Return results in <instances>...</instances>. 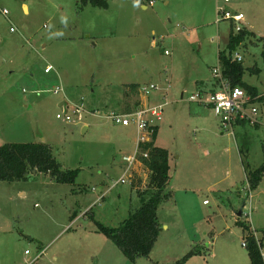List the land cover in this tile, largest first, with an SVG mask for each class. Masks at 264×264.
Here are the masks:
<instances>
[{
    "label": "rangeland",
    "instance_id": "1",
    "mask_svg": "<svg viewBox=\"0 0 264 264\" xmlns=\"http://www.w3.org/2000/svg\"><path fill=\"white\" fill-rule=\"evenodd\" d=\"M106 1L107 9L81 0H0L9 13H0V147L45 143L63 169L78 172L74 184L37 173L0 181V264L38 256L34 264H249L236 222L264 243V177L255 190L246 180V170L264 162V100L256 103L258 124L226 130L188 98L220 67L219 51L228 52L233 26L217 23L220 7L242 13L241 30L254 33L236 51L243 80L264 98V0ZM47 66L54 70L46 74ZM130 84L157 90L132 96ZM56 86L66 96L54 94ZM66 98L84 106L82 120L57 119ZM146 104L163 107V120L152 122L156 144L170 155L171 197L158 210L162 229L150 256L131 262L96 223L118 228L140 207L136 191L148 189L142 167L141 186L112 187L122 158L134 154L136 133L107 118Z\"/></svg>",
    "mask_w": 264,
    "mask_h": 264
},
{
    "label": "trees",
    "instance_id": "2",
    "mask_svg": "<svg viewBox=\"0 0 264 264\" xmlns=\"http://www.w3.org/2000/svg\"><path fill=\"white\" fill-rule=\"evenodd\" d=\"M81 3L94 8H108L106 0H81ZM253 35V32L246 29L240 30L236 35L232 31L227 47L228 52L220 50L218 60L223 77L228 79L233 86L243 88L254 100L262 101L264 98L259 90L243 80L244 65L232 60V54L237 47ZM262 48L261 56L264 61V40ZM250 70L256 74L260 72L258 68ZM126 87L129 89L128 94L139 95L140 87L137 84L126 85ZM129 112L132 111L128 108L126 113ZM157 133L158 129L155 128L151 141L139 145L137 158L142 168L149 173L148 189L136 191L140 207L131 211L128 218L118 228H110L102 223H96V232L109 239L131 262L150 256L162 229L158 210L162 203L171 197V193L166 191L170 181V155L168 150L156 146ZM144 154H147V157H144ZM33 171H36L37 174L50 176L58 184H74L78 177L77 171L63 169L62 164L57 161L54 155L53 148L48 144L10 143L0 147V181L9 183L27 181ZM263 177L264 162L255 171L246 170V180L251 190L257 188ZM132 181H136L137 186L142 185V180L137 176V173L134 174ZM236 223L244 233L246 249L250 258L249 264H264L260 248L250 226L242 221ZM176 264H183V261Z\"/></svg>",
    "mask_w": 264,
    "mask_h": 264
},
{
    "label": "built area",
    "instance_id": "3",
    "mask_svg": "<svg viewBox=\"0 0 264 264\" xmlns=\"http://www.w3.org/2000/svg\"><path fill=\"white\" fill-rule=\"evenodd\" d=\"M226 3H229V0H226ZM153 5V0L149 1L148 6ZM0 13L4 16H8L9 14L6 9H0ZM218 16L220 17L217 19V23H220L223 20L229 21L233 26L232 30L234 31L233 33L235 35L238 34L242 29V24L245 20V17L242 13L233 14L230 11H226L223 7H220L218 8ZM165 53L166 55L168 54L167 51ZM232 60L242 62L243 57L237 53V51H235L232 54ZM220 69L221 68L218 67L213 70L218 90L214 93L195 92L189 96L188 101L209 108L215 114V116L220 119L221 125L226 130L233 129L236 125L241 123H249L252 126L258 124L259 110L256 107V103L258 101L256 99L254 100L252 96L249 95L243 88L233 86L228 79L223 77ZM52 70L53 68L48 66L45 69V73H51ZM151 89L157 90V87L155 85H151L150 89L145 87L140 91L142 95H148ZM53 93L56 95L63 94L66 96L63 86H56L53 89ZM162 111V106L136 110L129 113L113 111L108 114L107 118L112 120L114 124L118 126H134L138 133V143L140 145L151 141L156 128L153 126L152 121L154 118H156L158 121H161ZM83 114V105H72V103L66 98V100L63 102V105L61 106L60 112L56 117L58 120L63 122H71L76 119L82 120L84 116ZM146 115H149L152 119H147ZM138 151L139 148L136 154L133 156L123 157V175L112 185V187L123 185L132 181V178L138 167H142L140 161L137 158ZM144 157H147V154H144ZM207 203L208 202L206 201L205 204ZM254 237L264 259V243L257 237L256 233H254ZM243 246L246 247V242L243 243ZM25 254L30 255V252L26 251ZM38 258L39 256L36 259L27 262V264H34Z\"/></svg>",
    "mask_w": 264,
    "mask_h": 264
},
{
    "label": "crops",
    "instance_id": "4",
    "mask_svg": "<svg viewBox=\"0 0 264 264\" xmlns=\"http://www.w3.org/2000/svg\"><path fill=\"white\" fill-rule=\"evenodd\" d=\"M153 2H154V0H153ZM146 4V3H145ZM145 4H143L142 5V8L143 9H147L148 8V6L147 5H145ZM23 8H26L27 9V13H28V11H29V7L26 5V4H24L23 5ZM245 27H246V25H244ZM247 28V27H246ZM219 61V60H218ZM48 67V66H47ZM46 67V68H47ZM51 67V66H50ZM53 68V67H52ZM53 70H54V68H53ZM52 70V71H53ZM51 71V72H52ZM197 84V91L196 92H202V93H214V92H216L217 90H218V87H217V84H216V80H215V78H214V76H212L210 79H208L207 81H199V82H197L196 83ZM139 90H141V89H139ZM185 92V91H184ZM184 92L182 93V95H181V97H182V99H183V97H184ZM63 102H64V100L63 101H61V102H58V107H60L61 108V106L63 105ZM148 106V104H146L145 105V109H146V107ZM96 114H99V112H97ZM103 116V115H102ZM106 117V116H105ZM152 119V118H151ZM163 119H161V121H162ZM153 123V122H152ZM242 125H244V123H241V124H238V125H236L237 127L238 126H242ZM85 126H87V125H85ZM85 126H83V130L86 128L87 130H88V127H85ZM153 126L154 127H156L157 129H158V132H159V126H158V124H154L153 123ZM131 127H134V126H131ZM126 128H129V127H126ZM134 130H135V133H136V140H135V151H134V154H136V152H137V150H138V148H139V143H138V133H137V130L135 129V127H134ZM158 134V133H157ZM158 136V135H157ZM158 138V137H157ZM155 144H156V142H155ZM156 146L157 147H160V146H158L157 144H156ZM133 154V155H134ZM133 155H131V156H133ZM126 156H129V155H126ZM122 160H123V158H122ZM122 163V162H121ZM122 166H123V163H122ZM205 202L206 201H204V204H205ZM28 251V250H27ZM25 253H26V251H25Z\"/></svg>",
    "mask_w": 264,
    "mask_h": 264
},
{
    "label": "water",
    "instance_id": "5",
    "mask_svg": "<svg viewBox=\"0 0 264 264\" xmlns=\"http://www.w3.org/2000/svg\"><path fill=\"white\" fill-rule=\"evenodd\" d=\"M33 173L36 174V171H33ZM242 214H243L242 211H240V212L238 213V216L240 217V216H242Z\"/></svg>",
    "mask_w": 264,
    "mask_h": 264
}]
</instances>
